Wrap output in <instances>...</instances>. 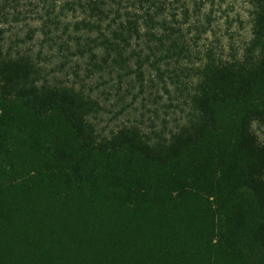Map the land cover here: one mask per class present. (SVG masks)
I'll return each mask as SVG.
<instances>
[{
	"label": "trees",
	"instance_id": "trees-1",
	"mask_svg": "<svg viewBox=\"0 0 264 264\" xmlns=\"http://www.w3.org/2000/svg\"><path fill=\"white\" fill-rule=\"evenodd\" d=\"M208 2L49 0L41 17L48 44L120 83L179 66L193 112L169 138L98 140L96 100L0 48V264H264V0L239 55L182 68Z\"/></svg>",
	"mask_w": 264,
	"mask_h": 264
},
{
	"label": "rangeland",
	"instance_id": "rangeland-1",
	"mask_svg": "<svg viewBox=\"0 0 264 264\" xmlns=\"http://www.w3.org/2000/svg\"><path fill=\"white\" fill-rule=\"evenodd\" d=\"M48 1L21 0L5 7L3 16H0V48L4 53L31 59L41 68L42 82L47 85L74 87L96 100L100 111L90 122L96 129L98 140L110 139L124 128H138L152 138L161 134L169 138L181 129L193 111L190 106L192 94H182L183 85L172 72L171 75L168 72L177 71L179 66L172 65L167 69L164 66L166 74L162 79L150 69L142 88L134 78L120 83L115 74L111 76L97 69L90 72L87 59H66V53L60 51L59 46L45 41L42 32L44 19L41 17L46 16ZM210 4L207 3L203 14L211 15V29L199 41L195 39V30L192 31V60L182 62V68L199 66L195 57L199 51L207 53L211 50L224 59L231 58L235 52L239 55L245 42L251 38L250 0H215L214 8ZM17 11L29 13L30 17L15 21ZM73 19L69 15L66 22L71 23ZM201 21L204 22V16ZM253 132L264 145V125L255 123Z\"/></svg>",
	"mask_w": 264,
	"mask_h": 264
}]
</instances>
